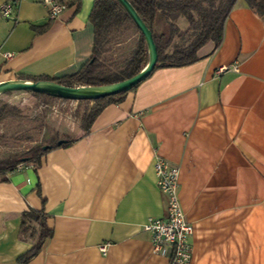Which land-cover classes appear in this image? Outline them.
<instances>
[{"label":"crops","instance_id":"crops-1","mask_svg":"<svg viewBox=\"0 0 264 264\" xmlns=\"http://www.w3.org/2000/svg\"><path fill=\"white\" fill-rule=\"evenodd\" d=\"M45 1L0 0L15 3L0 17V83L62 78L91 59L95 0L53 20ZM199 56L157 69L89 133L0 179V264H21L33 245L22 216L43 207L53 236L28 264H169L143 230L167 216L157 157L181 170L192 264H264V15L238 0L221 46Z\"/></svg>","mask_w":264,"mask_h":264},{"label":"trees","instance_id":"trees-1","mask_svg":"<svg viewBox=\"0 0 264 264\" xmlns=\"http://www.w3.org/2000/svg\"><path fill=\"white\" fill-rule=\"evenodd\" d=\"M57 1L67 4L69 8L76 6L77 9L81 3V0H72L68 3L66 0ZM128 1L153 33L158 50V63L154 70L156 71L161 68L186 67L198 62L201 59L200 50L210 42H213L215 49H218L224 39L226 21L238 0ZM244 1L257 15H264V0ZM180 18L186 19L189 24L185 31L177 25ZM90 21L95 31L94 48L91 59L80 71L62 78L22 76L21 80L53 82L68 87H100L129 79L148 65L149 50L145 38L118 0H95ZM132 26L139 34L137 45L125 65L122 68L114 69L108 65L105 55L110 52L113 39ZM41 30L42 28L37 31ZM176 38H180L182 42L177 43ZM14 93L8 92L0 95V123L21 111L20 108L13 107L2 100V96H11ZM27 93L48 102H72L48 94ZM127 94L96 101L76 102L75 114L80 119L83 133H89L99 115L110 105L123 102ZM59 141L64 142L59 146ZM74 141L75 139L68 136L56 135L49 143L33 147L23 155L0 159V179L6 181L7 176L15 172L20 165H34L35 168H38L47 153L57 148L68 147ZM46 220L47 215L44 207L41 210L30 209L23 214L20 234L25 239L32 241L33 245L26 254L18 258L19 263L28 264L41 253L47 240L53 236V231L49 229Z\"/></svg>","mask_w":264,"mask_h":264},{"label":"rangeland","instance_id":"rangeland-1","mask_svg":"<svg viewBox=\"0 0 264 264\" xmlns=\"http://www.w3.org/2000/svg\"><path fill=\"white\" fill-rule=\"evenodd\" d=\"M177 25L183 31L189 27L184 18L178 19ZM138 38L133 26L116 36L110 52L105 55L108 65L122 68L131 57ZM175 41L182 42L180 38ZM2 100L21 111L0 123V159L23 155L33 147L49 143L56 135L75 139L84 134L75 114L76 102H48L27 92L2 96Z\"/></svg>","mask_w":264,"mask_h":264},{"label":"built area","instance_id":"built-area-1","mask_svg":"<svg viewBox=\"0 0 264 264\" xmlns=\"http://www.w3.org/2000/svg\"><path fill=\"white\" fill-rule=\"evenodd\" d=\"M72 0H66V3ZM49 6L50 19H56L69 7L57 0H46ZM14 2L0 6V17L9 19L13 15ZM12 55H7L10 58ZM220 68L219 73L226 71ZM237 70V69H235ZM20 165L17 170H21ZM158 188L168 198L167 216L165 218H150L143 227L144 232L150 235L155 253L169 258V264H192L194 228L187 220L180 200V173L179 167L163 157H157L154 165ZM106 252L107 245L101 247Z\"/></svg>","mask_w":264,"mask_h":264},{"label":"water","instance_id":"water-1","mask_svg":"<svg viewBox=\"0 0 264 264\" xmlns=\"http://www.w3.org/2000/svg\"><path fill=\"white\" fill-rule=\"evenodd\" d=\"M118 1L130 15L141 34L144 36L148 46L149 63L140 73L124 81L100 87H68L58 83L43 81H7L0 83V95L8 92H33L38 94H48L73 102L96 101L107 97L129 93L139 84L144 82L154 72L158 63V50L154 41L153 33L143 22L128 0ZM63 142L64 141H59L58 145L60 146Z\"/></svg>","mask_w":264,"mask_h":264}]
</instances>
